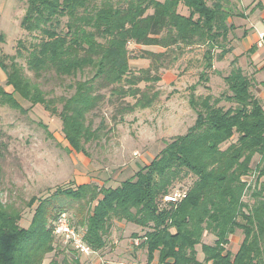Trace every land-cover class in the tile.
<instances>
[{
  "label": "trees",
  "instance_id": "16d2710c",
  "mask_svg": "<svg viewBox=\"0 0 264 264\" xmlns=\"http://www.w3.org/2000/svg\"><path fill=\"white\" fill-rule=\"evenodd\" d=\"M18 1L25 4L20 26L34 40L18 41L8 66L1 59L12 92L0 86V104L22 111L16 94L31 106H43L61 120L70 150L88 158L87 149L107 139L113 126L157 102L154 85L161 70H173L186 54L197 52L200 59L187 61L182 70H198L188 97L194 123L131 178L114 188L89 183L56 189L37 203L27 228L18 225L19 213L0 203V264H43L49 254L63 257L48 264H83L86 257L67 251L53 235L57 215L68 209L72 225L83 231L84 242L97 255L112 223L124 222L144 231L141 237L134 235L141 238L134 244L145 249L146 264L155 256L156 264H264L263 104L237 58L223 77L227 92L195 93L215 72L213 62L232 50L227 37L235 26L229 20L246 16L230 0ZM252 3L255 10L262 9L261 0ZM180 4L187 15L178 12ZM130 44L136 49H129ZM18 60L36 80L53 81L61 93L43 90ZM131 60H146L148 66L131 67ZM105 107L109 117L102 113ZM187 178L192 181L181 190L184 198L165 203L174 184ZM58 199L64 206L53 201ZM237 231L242 239L232 253L226 245ZM206 235L214 238L212 244L203 241Z\"/></svg>",
  "mask_w": 264,
  "mask_h": 264
},
{
  "label": "rangeland",
  "instance_id": "374dc122",
  "mask_svg": "<svg viewBox=\"0 0 264 264\" xmlns=\"http://www.w3.org/2000/svg\"><path fill=\"white\" fill-rule=\"evenodd\" d=\"M162 3L164 0H155ZM237 13L246 12V18L234 17L228 23L235 26L233 32L228 34V46L231 52L226 55L223 63L213 62L215 72H211L206 84L196 87V94H212L219 96L227 92L223 77L230 73V62L238 56V66L252 82L254 96L264 105V51L260 48L253 67L251 56L254 52L248 48L247 41L259 32H264V22L259 19L260 9L251 6L252 0H230ZM25 4L18 0H0V61L8 66L10 58L15 54L18 41L33 42V34L26 33L20 26L24 16ZM178 12L187 15V10L181 4ZM241 24V27L237 25ZM254 25V27H253ZM129 49H136L130 44ZM155 49L159 52L162 49ZM256 48V51H258ZM261 50V51H260ZM186 54L171 71L161 70L160 81L154 85L158 93L157 102L149 109L137 110L126 116L123 121L112 127L107 139L96 141L88 149L89 158L76 154L70 150L68 142L62 134V123L57 116L50 115L41 105L31 106L14 94L15 99L22 107V111L0 104V203L8 212L20 214L18 225L27 228L40 200L49 197L56 189L75 188L81 179L94 182L98 187L118 186L122 181L131 178L140 166L149 164L163 149L166 142L178 135H182L195 121V112L188 105V97L192 92L190 87L198 81V70L193 67L182 72L186 62L200 59V55ZM186 59V60H185ZM24 67L25 74L33 82H37L43 90L55 89L61 93L53 81L47 78L36 80L33 74L25 67V62L18 60ZM131 67L146 68L148 61L131 60ZM251 64V65H250ZM251 67V68H250ZM260 67L259 71L254 68ZM254 71V72H253ZM181 72V73H180ZM258 72V73H257ZM257 75L254 76V74ZM5 74L0 65V86L6 93L12 88L5 85ZM207 85L209 90L204 86ZM144 87V84H140ZM131 101V100H130ZM225 108L229 104L221 103ZM102 113L109 117V110L105 107ZM99 118H94V127ZM236 136L232 138L235 141ZM226 147V145H224ZM259 156H255L254 163ZM89 169L91 171H89ZM91 180H90V179ZM191 179L187 178L181 183H175L172 192L186 188ZM78 186V185H77ZM32 199L35 203L30 207ZM248 199V197H247ZM57 205L59 199L53 200ZM33 202V201H32ZM73 215V211H66ZM76 224V219H73ZM144 231L131 224L113 222L110 233L106 238V246L98 255L82 258L83 264H97L99 258L111 261L136 260L146 264V251L139 243ZM242 239L238 231L230 236L226 249L234 253ZM136 240V241H135ZM135 241V242H134ZM203 241L212 244L214 238L206 235ZM135 243V244H134ZM200 251V248L197 247ZM59 255H46L43 264ZM201 259V254L198 255ZM156 256L153 263L156 264Z\"/></svg>",
  "mask_w": 264,
  "mask_h": 264
},
{
  "label": "built area",
  "instance_id": "2783aa9c",
  "mask_svg": "<svg viewBox=\"0 0 264 264\" xmlns=\"http://www.w3.org/2000/svg\"><path fill=\"white\" fill-rule=\"evenodd\" d=\"M256 46L264 50V32L257 33ZM185 196V191H176L163 197L165 203H178ZM53 235L67 251H72L83 257L97 255L83 240V231L76 229L66 212L57 215L54 221ZM136 241V240H135ZM137 244V243H136ZM97 264H141L135 260L111 261L99 258Z\"/></svg>",
  "mask_w": 264,
  "mask_h": 264
},
{
  "label": "crops",
  "instance_id": "0c3cea01",
  "mask_svg": "<svg viewBox=\"0 0 264 264\" xmlns=\"http://www.w3.org/2000/svg\"><path fill=\"white\" fill-rule=\"evenodd\" d=\"M252 2H253V0H252ZM261 4H262V9H261V11H259V19L261 20V22H264V0H261ZM251 6H254V4L253 3H251ZM185 8V7H184ZM187 10V9H186ZM187 13H188V11H187ZM183 15V14H182ZM244 15L246 16V12H244ZM248 19V17H246V20ZM238 27H241V24H239V25H237ZM253 27H254V25H253ZM256 37H257V34L255 35V36H253L249 41H247V44H248V48L249 49H254V52H253V54H252V58H251V61H253V67H254V64H255V61H257V57H258V55L260 54V52H259V47H257L256 46ZM256 48L258 49V51H256ZM261 49V48H260ZM148 50H150V51H156V52H159V51H157V50H155V49H148ZM262 51H264L263 49H261ZM260 50V51H261ZM231 53H234V52H231ZM230 53V54H231ZM234 58H237V59H239V57L238 56H236V57H233V59ZM224 59H226V56L223 58V60H221V61H219V63H223V61H224ZM251 65V64H250ZM251 68V67H250ZM254 70H255V72L256 71H259L260 70V67H257V68H254ZM254 72V71H253ZM258 73V72H257ZM257 73H255L254 74V76L255 75H257ZM263 107H264V105H263ZM89 171H91L90 169H89ZM81 179V182H77V185H82V184H89V183H93V184H95V185H98V184H96V183H94V182H90V181H86L85 179H82V178H80ZM90 179V178H89ZM91 180V179H90ZM99 186V185H98ZM237 249H238V247H237ZM237 249H236V251H237ZM235 251V252H236ZM51 255V254H50ZM59 257L62 259V255H59ZM60 259V260H61ZM49 262H47L46 264H48Z\"/></svg>",
  "mask_w": 264,
  "mask_h": 264
}]
</instances>
